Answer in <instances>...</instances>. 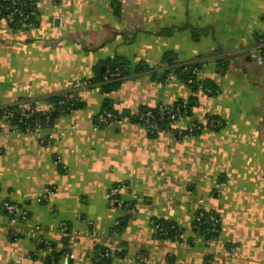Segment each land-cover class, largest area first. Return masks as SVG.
<instances>
[{"label":"crops","instance_id":"crops-1","mask_svg":"<svg viewBox=\"0 0 264 264\" xmlns=\"http://www.w3.org/2000/svg\"><path fill=\"white\" fill-rule=\"evenodd\" d=\"M34 4L32 24L0 20V103L47 111L48 97L76 91L82 106L31 133L0 119V264H95L98 247L113 264H264V0ZM121 61L131 74L117 88L77 83ZM195 61L216 94L167 76ZM191 96L172 130L139 122ZM106 99L123 124L96 126ZM210 115L224 126L177 137ZM6 200L29 220L11 226ZM199 209L221 218L211 244L193 227ZM156 220L180 236H156Z\"/></svg>","mask_w":264,"mask_h":264},{"label":"trees","instance_id":"trees-1","mask_svg":"<svg viewBox=\"0 0 264 264\" xmlns=\"http://www.w3.org/2000/svg\"><path fill=\"white\" fill-rule=\"evenodd\" d=\"M34 1L35 0H23V1H21L19 4L21 11H20V13H17L13 16L14 19H13V21H10V24L15 25V26L21 25V23L19 22V19H24L25 22H32V23L35 22L34 17H35L36 12L33 13L35 11ZM9 6H11V3L7 2V1L0 3V9L2 10L1 14H0V19L4 18L5 13L8 12L7 8ZM199 65L200 64H198V62H196V61L186 63V64H181V65H175L169 70V72H172L174 74V76L178 77L180 80H182L183 83L190 86L195 92L200 90V84L199 83H204V85L211 88L212 91L207 92V91L203 90V92H205L209 95L216 94L217 87L213 84V82H211L208 79H201L199 75L193 73V68L195 66L199 67ZM108 69H110L111 71L119 70L121 74L117 78L106 79V73H107ZM130 74H131V72L129 71L128 67L125 66V63L123 61H121V62H117V63H112L110 65L106 63L103 71L99 72V75L97 77H94L92 79H85V80L90 81L91 84L97 83L100 86H102V88L105 91H109V90H112L114 88H117L120 85V82L126 76H128ZM190 79H192L193 82L190 83V81H189ZM46 100L51 103V106L55 107V109L53 111L50 112V111L35 110L36 109L35 106L29 107V108H21L19 105L17 106L16 104L15 105H8V106H6L0 110V119L4 116H7L6 118H7L8 123L18 124L22 128V130H25V128L28 125H30V126L33 125L37 120L40 121L42 123V126L44 127L45 125L50 124L52 122V120L55 117H57L58 115H60L62 113L70 112V111L75 110V109L79 108L80 106H82L81 98L77 94L76 91L75 92H69V93H62V94H58V95H53V96L48 97ZM195 100H196V96H191L187 101L184 99H181V100H178L177 102H175L174 105H171V107H175L176 105L180 104L181 106L186 105L190 108V111L188 112V114L180 117L178 120H181V119L188 117L192 114L191 108H192ZM185 101L187 103H185ZM104 104H105L104 108L100 113H102L104 111H112V112L118 114L122 118L127 117L125 114L120 113L117 110L113 109L110 105L109 99H106ZM161 105H163V104H160L157 107L143 108L139 114V122L143 126H146L143 115L147 111H151L157 119ZM168 107L171 108L170 105ZM169 108H166V111H168ZM32 110H34V113L31 114L29 117H25L22 113L23 111L31 112ZM10 111H12V114H13L12 116L8 115ZM99 114H98V117H99ZM210 116L216 117L213 115H210ZM216 118H218V117H216ZM98 123H99V121H98ZM166 123H168L166 117L163 120L159 121L160 126H165ZM198 131H200V130L196 129L193 134L197 133ZM148 134L152 135V136H156V135L160 134V132H154V133H148ZM178 137H180V135ZM201 213H204L203 217H202L201 221L197 222L196 217L199 216ZM210 215L218 216L216 214V212H214L212 210L199 209L197 211V214L195 216V220L193 223V227L196 230V232H198L201 236H204V238H208V237L213 235V233L209 232V228H211V225H210V221L208 220V217ZM154 222L163 225L166 229V233H164L163 235L157 234L156 236L165 237V238H173V239L178 238L180 236V234H179L180 227L175 222L163 221V220H156ZM220 229H221V225H220ZM107 252H108L107 247L96 248L95 252H94L93 259L98 260V262H96L95 264H113L111 255L105 256V254ZM52 256L54 258V261H58V257H59L58 252H53Z\"/></svg>","mask_w":264,"mask_h":264},{"label":"built area","instance_id":"built-area-1","mask_svg":"<svg viewBox=\"0 0 264 264\" xmlns=\"http://www.w3.org/2000/svg\"><path fill=\"white\" fill-rule=\"evenodd\" d=\"M5 1L11 3V6H9L7 8L8 12L5 13V16L3 19L10 22V21H13V19H14L13 16L15 14L20 13L21 8L19 7V4L23 0H0V3L5 2ZM117 1H120V0H117ZM1 11L2 10L0 9V14H1ZM35 12L36 11H34L33 13H35ZM19 22L21 23V25L25 24V23L32 24V22H25L24 19H19ZM262 43L264 44V37L262 38ZM201 72L202 71H201L200 67L195 66L193 68V73L200 75ZM120 74L121 73L119 70L111 71L110 69H108L107 73H106V79L117 78L120 76ZM173 75L174 74L172 72H169L167 76L171 77ZM189 81H190V83L193 82L192 79H190ZM77 83L80 85H83V86L91 85V82L88 80H78ZM199 84H200V90L201 91H203V90H205L207 92L212 91V89L207 87L206 85H204V83H199ZM185 103H187V102L185 101ZM168 106L169 105H166V104L161 105L157 119L151 111L145 112V114L143 115V118H144V121L146 124V126H144V127L146 128L147 133H154V132L163 133V132L172 130L174 128L175 123L178 121V119L182 116L187 115L188 112L190 111V108L186 105L181 106L180 104H178L175 107L170 106L171 108H169ZM4 107H6V106H4V105H2V103H0V110ZM166 108H169L168 111H166ZM54 109H55L54 106H50V108L47 111L51 112ZM35 110H38V109L36 108ZM22 113L25 117H29L31 114L34 113V110H32L31 112L23 111ZM8 115L12 116L13 115L12 111H10ZM6 117L7 116H4L2 118H6ZM165 117H166L168 123H166L165 126H160L159 121L163 120ZM98 121H99V123L96 126L101 128V127H106L109 124L121 125L124 123V118L120 117L118 114H116L112 111H104V112L99 114ZM224 123L225 122L220 118L208 116L206 118L205 124H200L199 122H194L187 129L179 130L177 137L179 135L185 136V135L193 134L196 129L202 130L204 128H209V129L221 128L222 126H224ZM10 124L12 126V132L16 133V134L24 133V132H27V133L37 132L43 128L42 123L38 120L33 125H31V126L28 125L25 128V130H22V128L18 124H12V123H10ZM123 186H125L124 183L117 185L111 189V191L109 193L111 205L119 204L120 201L118 200L117 196H118V193L120 191V188ZM3 206L10 216L9 220H10L11 226H15L19 222H26L29 220L28 211L22 210L16 203L11 202L9 200H6V201H4ZM203 214L204 213H201L199 216L196 217L197 222L201 221ZM208 220L210 221V225H211V228H209V232L213 233V235L208 237V238H205V243L211 244L213 242V240L220 233L221 218L216 216V215H210L208 217ZM61 227H62V230L66 234H68L70 237L76 235L75 232H73L69 229V226L67 225V223H63ZM153 227H154V233L156 235L157 234L163 235L164 233H166L165 227L159 223H155L153 221ZM40 229H41V226L36 225L35 230H40ZM47 248L50 251L52 250L50 243H48ZM109 255H110V252L108 250V252L105 254V256H109ZM94 261H95V263L98 262V260H94Z\"/></svg>","mask_w":264,"mask_h":264},{"label":"water","instance_id":"water-1","mask_svg":"<svg viewBox=\"0 0 264 264\" xmlns=\"http://www.w3.org/2000/svg\"><path fill=\"white\" fill-rule=\"evenodd\" d=\"M162 74H165L164 72Z\"/></svg>","mask_w":264,"mask_h":264},{"label":"rangeland","instance_id":"rangeland-1","mask_svg":"<svg viewBox=\"0 0 264 264\" xmlns=\"http://www.w3.org/2000/svg\"><path fill=\"white\" fill-rule=\"evenodd\" d=\"M3 20H5V19H3Z\"/></svg>","mask_w":264,"mask_h":264}]
</instances>
